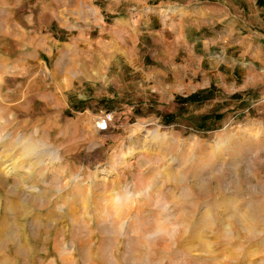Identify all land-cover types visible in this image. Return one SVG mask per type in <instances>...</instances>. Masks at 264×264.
I'll return each instance as SVG.
<instances>
[{"label": "rangeland", "instance_id": "obj_1", "mask_svg": "<svg viewBox=\"0 0 264 264\" xmlns=\"http://www.w3.org/2000/svg\"><path fill=\"white\" fill-rule=\"evenodd\" d=\"M228 5L0 0V264H264V27L244 54Z\"/></svg>", "mask_w": 264, "mask_h": 264}, {"label": "crops", "instance_id": "obj_2", "mask_svg": "<svg viewBox=\"0 0 264 264\" xmlns=\"http://www.w3.org/2000/svg\"><path fill=\"white\" fill-rule=\"evenodd\" d=\"M239 6H247V2L253 6L251 15L255 20H248V25L243 24L239 15H234V11L228 5L226 8L227 16L224 17L222 21L226 19L227 23H222V26H228V31L226 33L227 38L231 39L230 43H234L238 50L246 53L255 45L262 41V29L264 27V0H233ZM233 12V13H232ZM220 21H218L219 23ZM226 24V25H225ZM242 24V25H241ZM245 30L246 34L242 36L239 34L240 31Z\"/></svg>", "mask_w": 264, "mask_h": 264}, {"label": "built area", "instance_id": "obj_3", "mask_svg": "<svg viewBox=\"0 0 264 264\" xmlns=\"http://www.w3.org/2000/svg\"><path fill=\"white\" fill-rule=\"evenodd\" d=\"M111 121L112 115L110 113L103 112L101 115L95 118L93 123L94 129L100 133L108 131Z\"/></svg>", "mask_w": 264, "mask_h": 264}, {"label": "bare ground", "instance_id": "obj_4", "mask_svg": "<svg viewBox=\"0 0 264 264\" xmlns=\"http://www.w3.org/2000/svg\"><path fill=\"white\" fill-rule=\"evenodd\" d=\"M38 190V189H37ZM39 191V190H38ZM42 192V191H41ZM44 206V205H43ZM72 207V206H71ZM36 210H38V209H36ZM63 215H65V214H63ZM51 217V216H50ZM20 218V217H19ZM46 218V217H45ZM51 219H54L53 217L51 218ZM88 220V219H87Z\"/></svg>", "mask_w": 264, "mask_h": 264}]
</instances>
